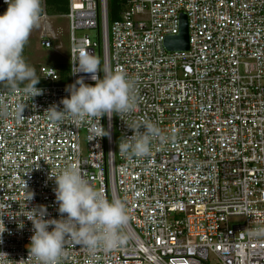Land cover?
I'll return each mask as SVG.
<instances>
[{"label": "built area", "instance_id": "built-area-1", "mask_svg": "<svg viewBox=\"0 0 264 264\" xmlns=\"http://www.w3.org/2000/svg\"><path fill=\"white\" fill-rule=\"evenodd\" d=\"M122 1L110 24L109 0H69L59 16L68 21L66 83L43 65L42 95L0 87V251L12 264L28 258L30 210L44 205L45 219H60L49 177L75 164L90 186L125 204L126 240L90 252L67 238L58 264H264V235H250L264 228V0ZM183 14L190 48L170 52L165 39L179 34ZM41 45L54 47L46 26ZM74 46L98 58L101 79L127 75L133 111L80 124L49 119L77 79L95 85L73 75ZM146 123L160 129L149 155L119 152Z\"/></svg>", "mask_w": 264, "mask_h": 264}, {"label": "clouds", "instance_id": "clouds-1", "mask_svg": "<svg viewBox=\"0 0 264 264\" xmlns=\"http://www.w3.org/2000/svg\"><path fill=\"white\" fill-rule=\"evenodd\" d=\"M8 8L0 15V82H7L15 87L17 83L28 81L24 91L31 98L42 95L43 90L36 87L40 79L36 78V70L23 57V50L32 31L39 26L43 11V0H5ZM71 61L73 75L89 74L95 85L85 83L80 77L66 91L70 98H63L62 109L52 106L46 113L53 122L71 117L74 124H80L89 118H99L113 113H129L136 107L133 95V83L122 71L99 76V60L83 47H73ZM24 107L17 109V118H23ZM102 126V125H101ZM103 127V126H102ZM127 138V142L119 143V152L144 157L150 153V142L160 136V129L152 123L144 125V132ZM109 132L99 137L109 136ZM55 179V196L59 205L60 219H45L48 215L44 205L31 209L34 234L28 245V258L15 261V264H58L64 254L67 238L81 245L90 252L98 249L112 251L121 247L126 240L121 229L128 223L129 217L125 204L120 199L109 201L102 191L94 189L84 178L79 167L69 165L59 174H50ZM29 197V201L33 199ZM52 228L50 231L49 228ZM0 230V243L3 233ZM250 235H264L260 228ZM9 254L0 251V264H12Z\"/></svg>", "mask_w": 264, "mask_h": 264}, {"label": "rangeland", "instance_id": "rangeland-1", "mask_svg": "<svg viewBox=\"0 0 264 264\" xmlns=\"http://www.w3.org/2000/svg\"><path fill=\"white\" fill-rule=\"evenodd\" d=\"M110 24L112 21L110 20ZM44 26L47 27L48 34L53 38L54 47L52 49H45L41 45V34ZM68 21L63 17L49 18L47 24L40 20L39 26L35 28L23 50V57L26 62L39 71L40 66L55 67L60 63L69 62L70 45L68 41ZM28 83V81H25ZM17 83L15 87L26 85ZM5 86L13 87L5 82Z\"/></svg>", "mask_w": 264, "mask_h": 264}, {"label": "trees", "instance_id": "trees-1", "mask_svg": "<svg viewBox=\"0 0 264 264\" xmlns=\"http://www.w3.org/2000/svg\"><path fill=\"white\" fill-rule=\"evenodd\" d=\"M43 11L41 16L46 14L49 17H58L68 13L69 0H43ZM124 9V2L122 0H109V21H116L120 17V13ZM7 9L0 7V15H3ZM58 73L61 76V83L68 81V74L70 67L67 63H60L56 66ZM36 78L39 79L38 71L36 70ZM5 82H0V87L5 86ZM25 83V82H24ZM41 83V80L38 84ZM27 85V83H25ZM37 84V85H38Z\"/></svg>", "mask_w": 264, "mask_h": 264}, {"label": "water", "instance_id": "water-1", "mask_svg": "<svg viewBox=\"0 0 264 264\" xmlns=\"http://www.w3.org/2000/svg\"><path fill=\"white\" fill-rule=\"evenodd\" d=\"M164 45L166 49L170 52L189 50L190 48L189 27H188V18L186 15L184 14L181 15L179 34L166 37Z\"/></svg>", "mask_w": 264, "mask_h": 264}, {"label": "crops", "instance_id": "crops-1", "mask_svg": "<svg viewBox=\"0 0 264 264\" xmlns=\"http://www.w3.org/2000/svg\"><path fill=\"white\" fill-rule=\"evenodd\" d=\"M49 18H52V17H49ZM49 18H48V19H49Z\"/></svg>", "mask_w": 264, "mask_h": 264}]
</instances>
